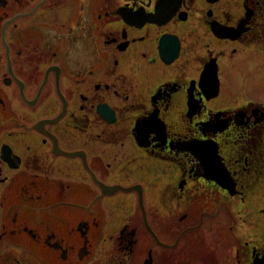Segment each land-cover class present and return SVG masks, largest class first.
Wrapping results in <instances>:
<instances>
[{"label": "flooded vegetation", "instance_id": "af4514ba", "mask_svg": "<svg viewBox=\"0 0 264 264\" xmlns=\"http://www.w3.org/2000/svg\"><path fill=\"white\" fill-rule=\"evenodd\" d=\"M253 52L264 0H0V264H264Z\"/></svg>", "mask_w": 264, "mask_h": 264}, {"label": "rangeland", "instance_id": "374dc122", "mask_svg": "<svg viewBox=\"0 0 264 264\" xmlns=\"http://www.w3.org/2000/svg\"><path fill=\"white\" fill-rule=\"evenodd\" d=\"M252 56L253 57H250V60L248 61V63H246L245 68L248 71L249 70L255 71L257 69L256 67H258L257 75H258V73H260L259 76H261V75L264 76V64L261 61L262 58H264V57H262L261 54H258L255 52L252 53ZM242 64H243L242 59L237 60L233 64V66L231 67L230 71L228 72L227 79L229 80L231 86H226L224 89H222L221 93H222L223 99H225L223 96H233L235 94L236 90L243 91L242 90L243 81L241 80L240 75H241V72L243 70H244V74L247 73L246 72L247 70L244 68V66ZM261 82H264V81L261 80ZM261 82L256 84V86H258L256 88L251 87L250 89H245L248 92L247 95H245L244 93H243L244 95L243 94L241 95L242 92L237 93L238 97H239V95H241L240 100H242L244 98H253L255 100H263L264 101V84ZM252 85H254V84H252ZM236 87H240V88H236ZM228 99H230V98H228ZM217 103H218V100H217ZM114 212H115L114 213L115 221L121 222L123 220V217H127V216L131 215L132 212H135V208L133 205H130V206L129 205L128 206L123 205L120 208H115ZM104 244L106 245L107 242H105Z\"/></svg>", "mask_w": 264, "mask_h": 264}, {"label": "water", "instance_id": "95a60500", "mask_svg": "<svg viewBox=\"0 0 264 264\" xmlns=\"http://www.w3.org/2000/svg\"><path fill=\"white\" fill-rule=\"evenodd\" d=\"M130 22L133 23L132 21H130ZM200 81H201V84L207 83L208 87L211 90L210 96H214L217 94V92H218V79H217L215 67H214V69H212L211 73H209L207 71V68H206L205 71L201 74ZM196 154L198 157H200V160L203 159L202 154H200V155L198 153H196ZM204 160H205V158H204Z\"/></svg>", "mask_w": 264, "mask_h": 264}]
</instances>
